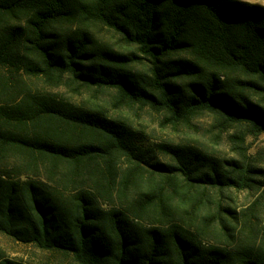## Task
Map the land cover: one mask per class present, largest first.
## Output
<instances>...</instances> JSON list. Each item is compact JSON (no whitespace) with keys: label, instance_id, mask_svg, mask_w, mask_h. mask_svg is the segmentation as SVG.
<instances>
[{"label":"trees","instance_id":"trees-1","mask_svg":"<svg viewBox=\"0 0 264 264\" xmlns=\"http://www.w3.org/2000/svg\"><path fill=\"white\" fill-rule=\"evenodd\" d=\"M105 33L117 45L102 41ZM25 76L113 90L117 104L148 107L172 125L211 113L222 132L238 129L236 157L145 148L124 121L32 91ZM263 133L264 7L0 0V235L70 264H264V231L258 239L251 225L257 204L243 212L249 234L237 239L238 215L210 195L260 189L245 138ZM121 158L128 167L120 175ZM211 232L224 241L207 240ZM1 252L0 264H24Z\"/></svg>","mask_w":264,"mask_h":264},{"label":"rangeland","instance_id":"rangeland-1","mask_svg":"<svg viewBox=\"0 0 264 264\" xmlns=\"http://www.w3.org/2000/svg\"><path fill=\"white\" fill-rule=\"evenodd\" d=\"M243 4L257 5L264 7V0H236ZM101 40L112 45H117V40L111 34H102ZM9 76L10 74H8ZM24 82L32 91H46L57 94L74 104L85 107H100L107 115L113 118H119L130 125L137 133L140 144L145 148H152L157 144L170 143L175 145H188L202 149L205 152L220 158H233L236 153L231 143V135L238 132L233 128L220 130L213 114L205 112L194 117L189 124L172 125L164 114L157 113L148 107L139 105L125 107L116 103V93L113 90H94L72 85L67 79L58 87H52L41 79H30L24 77ZM240 131H248L241 128ZM239 131V132H240ZM245 147L247 155L251 162L261 169L258 179L263 183L259 190H225L222 193L210 191L213 201L222 205L223 208L231 209L239 217V224L234 234L237 239L240 238L241 232L249 234L244 226L243 212L248 211L255 204V210L251 217V225H255L258 230L257 238H261L264 231V133L261 135L248 134L245 138ZM158 159L163 163L170 162V159L164 155L157 154ZM11 169L13 162L6 163ZM119 174H123L128 163L125 158L118 161ZM150 170H154L150 168ZM215 204L210 205V214H214ZM222 213V219H229L226 213ZM248 214V213H247ZM218 219V212L216 213ZM228 222V221H227ZM248 226L249 223H248ZM213 228H219V224H213ZM207 240L210 242L224 241L218 234L210 233ZM0 251L3 256L9 259L21 261L24 264H70L69 258L61 255L44 252L32 245H24L15 242L5 236L0 235Z\"/></svg>","mask_w":264,"mask_h":264}]
</instances>
